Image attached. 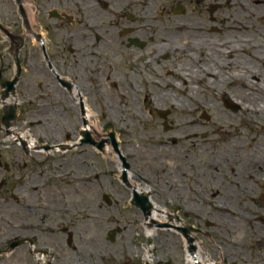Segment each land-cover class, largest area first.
Segmentation results:
<instances>
[{"label":"rangeland","instance_id":"obj_1","mask_svg":"<svg viewBox=\"0 0 264 264\" xmlns=\"http://www.w3.org/2000/svg\"><path fill=\"white\" fill-rule=\"evenodd\" d=\"M223 1L225 4V10H223L222 12L223 19L221 33L218 35H214L218 38H222L226 34L228 30L227 25L229 26L231 23L230 14L234 11V6L227 4V0ZM238 15L242 17L246 16L244 14ZM176 19L179 18H168L167 20L162 18L161 20H156V22L159 23V26L162 29H165L166 26L172 25H176L178 27L179 25ZM187 21H189L188 23H194L195 25H206L204 21L198 18L196 13H194L192 17L188 18ZM183 31H185V29L169 32H166L164 30L161 31L158 35L154 36L155 44H152L151 47H147L146 49L142 50V54L150 52L148 50H154L155 52L162 44L164 38L169 41L170 45H177L180 41L189 39L190 35H182ZM249 34L251 36L253 33L249 31ZM87 37V35H82L83 39H86ZM179 37L180 39H178ZM87 45L91 48L92 46H95L92 45V35L90 36V41L85 43L83 46L86 47ZM91 51L92 52L90 53H93L92 49ZM262 52L264 53V49ZM78 59L80 60V62L86 61L84 59L83 52ZM122 59L123 57H119L117 60H115V58H112L113 65H115ZM171 60V56H168V58L166 59H162V64H158L159 75L157 76V72L155 71L151 72L150 75L152 79H149V81H153L156 77L171 78L172 73L169 71L170 67L168 66ZM137 70L138 72L135 73L133 77H129L128 74H123L124 69L122 72V67L120 66L117 73H113L111 71L110 77L106 78L105 80H101V85L98 86L97 82L92 80V89L90 88L87 79H79L80 82H76L75 80H73L78 85L82 84L83 90L87 89L92 92V97L86 95L85 98L91 106V110L97 112L99 116V120L101 121L100 126L104 132V138L102 141H98L91 135L90 138H92V144L79 145L73 151H71L73 148H70V150L68 149L69 151L67 150L66 153H61L60 165H58V169H60L59 191L55 194H52L50 198L52 200H56V205L60 206L63 199L61 195L62 191H65L66 187L70 186L71 183L76 185L81 177H88L90 184L88 185L87 200H79L80 208H76V212L73 213L71 217H69V220L67 222H62L57 217V214H50L47 211L43 212L50 216L47 220L43 221L44 224L40 221H37L38 223L36 224L43 226L44 228H47L49 230L47 234H45V239H42L44 242H41L40 244V247L44 251H47L46 254H32L30 252V247L25 244L24 246L15 249L10 254L0 257V264L146 263L142 256H137L134 258L126 257L128 248H141L145 245H150L151 241H148V239L142 234V232H136L133 236L130 237L125 234L126 227L138 223V219L136 218V211L138 210V212H141V215H143L144 213L139 207H136L132 204V197L134 196L127 189L125 181L123 179L122 171L118 168L117 163L106 160L107 155L105 154L104 147L106 146L107 140H110V137L107 133L109 129H113L116 132V149H118V153H116L115 155L119 156V159L122 161L123 166L128 165L131 167L133 172L147 178L148 184L151 186V189L153 191V193H149L148 196H155L154 198L157 200V204L168 208L172 212V219L174 221L180 222L182 228H186L188 225H191L195 229L199 230V232H189L188 236H190V238H192L194 241L200 242L199 246L203 247L202 251L206 253V256H210V258L214 262L219 261V264H224L223 258L228 259L227 261L229 262V264H264V241L259 242L255 240V242L247 243L249 237L253 238V232L251 231V227L249 226L248 222L241 220L242 222L239 221V224L236 227L231 228L230 226L232 225V223H224V213L218 210V208L216 207V201H228L224 198H218L222 196L223 190L232 189V187L234 186L232 191L228 190V192H231L230 194H235L237 192V188L234 184H231L230 178L224 177L222 175H215V177H209L207 179L206 176L208 174V171L206 170V168L208 162H205V160H202L198 163H185V175L181 177H179L178 173L175 170L172 171L174 173H170L168 176L163 175L161 177L159 174L155 173L154 169L157 166L166 165V163L155 159H146L144 153L146 149H152L153 145H156L154 147L155 149H160L159 144L168 145L166 147L169 150L180 149V147L176 146V143H181L183 141V138H178V135L181 133L180 125L186 117L191 118L194 123L197 121L199 122L197 129L201 131V134L199 138H196V140L202 139L204 143H211L218 134L225 136V131L223 130L222 124V121L224 122V120L222 119L221 112L225 107V99H223V95H226V98L229 94H232L233 96L237 95V97H239V99L245 103H252V99H254L257 105H259L257 107H262V104L260 105V101L262 100V98L254 91L249 92V98H246L245 95L247 92L242 91L238 88H231L230 86L224 87L222 89L220 87V90H215L214 94H209L202 88H197V86H195L192 87L193 95L195 97L194 101H192V99H188V93L185 95L186 98L185 96L180 98V94L176 95L177 99L183 100L185 106H190V112L189 114H187V110L184 111L175 108H167L165 106V103L160 101V90L154 87L151 83L146 82V80L144 79V73L142 71L141 64L137 65ZM26 74L27 76L31 75L30 70H28ZM39 75H43L41 80L45 88L44 92L53 94L51 93L52 89L50 88V86L51 84L55 85L56 82L50 77L51 72L49 73V75L46 71L39 72ZM257 83H260V81H258ZM46 87L48 88V91L46 90ZM135 88H138V90L134 91L133 89ZM149 88L154 91L150 92ZM238 91L239 94L237 93ZM133 95L138 98L139 107L142 109V111L150 117L149 121L146 122L142 117H140V119H137L135 117H126V112H123V102L127 96ZM146 95H148V101L146 102V104L147 107H149V110H147L145 106ZM154 96L158 101H160V105L158 106V108L152 104V99L154 98ZM156 109H159L158 111L170 110L168 111L169 113L167 114L166 120L157 113ZM205 110L209 118L203 117L205 114L203 112ZM105 112L114 113L115 116L118 115L117 113L121 112L120 116H117L119 118L118 120L121 124L126 125L125 127L127 129H131V133L129 132V130H127L129 134L125 135V131H122V134H119L118 137L117 132H119V130L110 121L108 116L105 117V115H103V113ZM231 112H233V110H231ZM233 113L238 114L235 112ZM261 113L262 114L259 120L251 117L250 120L255 122V124H253L254 126H252V128H255V131L253 132L260 133L261 137L264 138V112ZM35 115L36 114L34 113L33 116ZM75 115L77 116V111L75 112ZM219 117L221 120L219 119ZM237 122H240V118L237 120ZM82 124L83 122L79 119V121L77 122V127L80 128ZM38 128L39 127L33 129L35 131V135H37V137L39 138L43 132ZM219 128L220 130H218ZM244 128L250 127H246L244 125ZM79 132L78 128L76 130L73 129V131L65 130L62 133L63 136L61 137V139L65 140L67 134H73L74 136L78 135ZM45 133H48L50 135L49 130H45ZM228 133L229 136L232 135V131ZM3 137L4 134L0 132L1 158L6 162L13 161L17 163L22 157H15L14 155H10V147L12 143H4ZM249 138L250 140H253L252 135H250ZM43 139V141L49 140L46 136H44ZM175 140L177 141L176 143L174 142ZM101 142H103L102 150L99 148V145L102 144ZM108 144L113 146L112 143ZM133 150L139 151L140 153L138 155H134L133 159H127L125 156L126 152H131ZM81 158H83L84 160L83 163L89 164V173L87 171H84V173L82 174L77 173V160ZM54 159L56 158H51L50 164H52ZM218 164L221 169L225 165V163ZM194 166L203 168L201 170V174L203 175L201 178L202 184L199 187L193 180V176L196 174V172L194 171ZM244 167L245 163L242 160L237 161L233 166L229 167V173L230 175L238 174L244 169ZM30 168L32 169L31 174L28 175V179L30 178V180L35 177L37 172H45L47 169L45 168V166H30L29 169ZM213 178L216 179L214 180ZM179 180H182L184 184V188L182 191L168 188V182ZM251 186L254 192L253 198H251L252 196L242 197L241 193L239 192V196H233V199H231L230 201L233 205H238L237 207H239L243 205V200L245 198V203L251 205L254 208L253 211H250L252 214L251 219L253 223L257 224V227L264 234V183H254ZM93 188H95L96 190L101 188L103 190L100 199L108 212L114 215V219L112 221L105 222L103 226L92 225ZM8 193L9 192H6V196L9 195ZM168 194L172 197H174L175 195H179V197H182V200L180 202L171 204L170 202H167L165 200V198L169 196ZM31 195L33 198H35L34 201H38L40 203L53 202L48 200L45 193L42 192V188H29L28 197ZM106 196H108L110 200L109 203L106 199ZM84 198L86 199V197ZM185 207H187V209ZM9 208L10 205L5 204L3 198L0 197V244H2V246L6 245V247V241L12 240L16 235L15 232L12 231L14 229H12L11 227L12 225ZM245 213L247 214V216L249 215L247 209ZM32 214L37 216L35 212ZM50 218L53 221H48ZM117 219H119L122 224L115 223ZM71 220H74V224ZM13 227L15 228L17 226ZM112 230L116 231L114 241H111L109 238V233ZM52 231L55 232L53 237L55 236L54 238L60 239L59 244L55 243L54 239L50 237V235L53 234ZM92 231H94L95 234H99L102 239L101 249L104 250L105 253L109 252V256L112 257L111 259H109L110 257H108L107 259H92V256L88 255V253L92 251ZM69 232L72 233V235L74 234V247L72 249L68 248L67 246ZM173 234L171 235L172 237L165 240L164 244L161 243L160 245H157L156 249L153 250L154 258L151 264H186V246L184 241V239L186 238H184L181 233ZM232 238H241V241H245V243H235V241H231ZM39 239L40 241H42L41 238ZM167 240H170V243H166ZM37 245L39 244H36L35 249H38ZM95 248L96 244H93V249ZM8 255H12V258L10 260L8 258ZM79 256L82 257L80 262L78 260Z\"/></svg>","mask_w":264,"mask_h":264},{"label":"flooded vegetation","instance_id":"obj_2","mask_svg":"<svg viewBox=\"0 0 264 264\" xmlns=\"http://www.w3.org/2000/svg\"><path fill=\"white\" fill-rule=\"evenodd\" d=\"M241 3L246 7L243 10H240ZM227 4L234 6L231 21L240 18L249 23L247 31L252 32L251 25L256 30L258 19L264 14V0H227ZM223 10V0H0V132L15 131L10 155L22 157L16 163L3 161L0 155V197L10 205L11 227L16 234L14 240H25L28 246L39 244L38 252L47 253L40 244L49 230L34 220L41 217L42 211L57 214L50 212V208L59 207L57 201L50 198L59 191L58 165L62 152H57V147L64 149L69 145L73 148L71 151L76 148L77 135L67 134L62 140V133L77 128L79 132L83 124L79 128L77 122L80 119L84 123L83 110L86 106L91 109L85 96L92 97V92L83 90L82 84L73 80L87 79L92 89V80L99 86L101 80L110 77L111 71L117 73L120 66L122 72L124 69L123 74L133 77L139 70L137 65L143 63L147 54H142V50L155 44V35L163 30H181L176 25L162 29L156 20L179 18L188 23L187 19L196 13L206 24L196 25L198 30L214 36L221 33ZM253 34L245 43L256 45L264 57V34L258 39ZM82 35L88 37L83 39ZM91 35L95 46L84 47ZM91 49L93 53H90ZM82 52L86 61L80 62L78 58ZM119 57L123 59L113 65L112 58L117 60ZM255 62L247 72L248 80L254 84L242 90L247 92L244 94L246 98L251 91L264 94L259 86L264 81V58ZM28 70L31 72L29 76L26 74ZM44 71L48 75L51 72L50 77L57 84L50 86L53 94L44 92L43 75H39ZM234 108L237 113L239 104L235 103ZM6 112L14 114L9 127L3 122ZM37 127L43 132L39 138L34 131ZM45 130H49L50 135ZM27 132L34 140V151L29 147L30 139L25 137ZM44 136L50 141H43ZM40 149L42 153H37ZM53 157L56 159L50 164ZM30 166H45L47 169L37 172L30 180ZM33 187L42 188L48 200L53 202L40 203L34 201L32 195L28 197L29 188ZM6 192L9 195L6 196ZM34 212L37 216L32 214ZM54 234L50 237L59 244L60 239L54 238ZM73 235L67 239L70 249L74 247ZM2 249L5 248L0 244V257ZM227 260L223 258V263L229 264Z\"/></svg>","mask_w":264,"mask_h":264},{"label":"bare ground","instance_id":"obj_3","mask_svg":"<svg viewBox=\"0 0 264 264\" xmlns=\"http://www.w3.org/2000/svg\"><path fill=\"white\" fill-rule=\"evenodd\" d=\"M245 8V5L241 3L240 10ZM176 21H178L179 25L177 28H180L181 30L185 29V31L182 32V35H190V38L180 41L177 45H170L169 41L164 38L157 51L146 54V60L142 65L144 79L146 82L151 83L154 87L160 90V101L165 103L167 108H175L184 111L187 110L186 113L189 114L190 106H185L183 100L177 99L176 95L180 94V98H182L188 93V99L194 101L195 97L193 95L192 87L195 86H197V88H202L209 94H214L215 90H220V87L222 89L227 86L236 85L241 90H245L246 86L254 84L248 80V68L253 62L257 63L255 61H261L264 57L261 50L258 49L256 45L249 46L245 43L250 38L249 31H247L249 30L248 28L250 25L247 21H242L240 18H234V21H231L229 26L227 25L228 31L221 39L204 34L201 30H198L199 28L194 23H186L185 20L179 19H176ZM258 23L259 26L256 30L254 29V26L251 25L255 39L260 38L264 34V14L258 19ZM178 39H180V37ZM164 54H170L172 58L168 65L172 77H156L153 81H149V79H152L150 75L151 72L155 71L157 72V76L159 75L158 62L159 64H162L161 59ZM259 86H261V90L264 92V81H262ZM149 89L150 92L154 91L151 88ZM133 90L136 91L138 88ZM229 95L231 99L239 104L240 110L237 112L238 114H234L227 107H224L223 111L220 110L222 112V119L224 120V122L222 121V124L225 136L218 134L211 143H204L202 139L196 140L201 134V131L197 129L199 122L197 121L194 123L191 118L186 117L182 123L180 122L181 133L178 135V138H183V141L181 143L174 141L175 143L177 142L176 146L180 147V149L169 150L166 147L168 145L159 144L160 149H155L154 147L156 145H153L152 149H146L144 153L146 159H155L166 163V165H160L154 169L155 173L159 174L161 177L163 175L168 176L170 173H174L172 172L173 170H175L179 177H181L185 175V163H198L205 160V162H208L206 168L208 171L206 176L207 179L209 177H215V175H222L230 178L231 184L236 186L237 192L235 194H230L231 192H228V190L232 191L234 186L232 189L223 190L222 196L218 198H224L228 201H216V207L224 213V223H232L230 226L231 228L236 227L241 220L248 222L251 231L253 232V238L249 237V243L255 242V240L262 242L264 241V234L251 219L252 214L250 211H253L254 208L245 203V198L243 200V205L239 207H237L238 205H233L230 200L233 199V196H239V192L242 197L252 196L251 198H253L254 192L251 185L254 183H264V138L261 137L260 133L253 132L255 131V128H252V126H254L253 124H255V122L250 120V117L259 120L262 114L261 112H264V95L262 94L260 96L262 98L260 101L262 107H257L259 105H257L254 99H252V103H245L232 94ZM224 98L225 96L223 99ZM147 101L148 95L145 96V106L146 109L149 110V107H147L146 104ZM160 101L154 96L152 104L158 108ZM123 112H126L127 118L135 117L140 119V117H142L146 122L150 119V117L139 107L138 98L135 95L126 97L123 102ZM120 113L121 112L117 114L120 116ZM103 115H105V117L108 116L110 121L119 130L120 134H122V131H125V135L129 134L127 130L131 133V129H127L125 127L126 125L119 122L118 115L115 116L114 113L106 112L103 113ZM239 118L240 122L238 123L237 120ZM85 119L87 120V124L83 127V130L91 131L92 136L98 141H101L104 138V133L100 126L101 121L99 120L97 112L86 106ZM244 125L250 128H244ZM218 130H220V128ZM230 131H232V135L229 136L228 132ZM13 134H15V131L12 129L6 132L5 141L7 143L15 140ZM250 135H252L253 140H250ZM25 137L30 139L28 141L29 147L34 151L35 146L32 144L34 142L33 138H31L28 132L25 133ZM42 151L43 150L40 149L37 153H42ZM57 152L61 153V151ZM116 153V149L111 145H107L105 148V154L107 155L106 160L116 162L118 168L123 171V168L125 167L119 159V156L115 155ZM139 153V151L134 150L131 152L128 151L125 156L127 159H133L134 155H138ZM241 160L245 163L244 169L238 174L230 175L229 167L233 166L235 162ZM83 161V158L77 160L78 174H82L84 171L88 172L89 170V164L83 163ZM218 163H225V165L221 169ZM194 167L196 174L193 176V180L199 187L202 184L201 178L203 175L201 174V170L203 168L199 166ZM125 174L127 177L125 185L132 194L153 193L145 176L136 174L132 171L130 166L129 171ZM213 179L215 180L216 178ZM89 184L90 181L88 177H81L76 185L71 183L70 186L66 187L65 191H62V204L57 207V209L50 208V212H56L57 217L62 222H67L69 217L76 212V208H80L79 200H87ZM168 188L182 191L184 188L183 181L168 182ZM99 189H92V225L95 226H103L105 222L114 219V215L110 214L106 207H104V204L100 199L103 190L101 188ZM84 197H86V199ZM154 197L155 196L153 195L149 196V201L152 206L150 214L147 216L144 214L141 215V212H138L137 210V214H134H136L138 223L125 228V234L127 236L130 237L136 232H142L148 241H151V244L145 245L141 248H128L126 253L127 258L142 256L146 262L151 263L154 258L153 250L156 249V246L161 243L164 244L165 240L172 237L171 235L173 233L180 234V222L174 221L171 218L172 212L168 208L157 204V200ZM165 200L173 204L180 202L182 197H179V195H175L174 197L169 195ZM185 208L187 209V207ZM246 209L250 218L245 213ZM46 219L36 217L34 222H43ZM50 219L48 221H53ZM71 221L74 224V220ZM115 223L122 224L119 219H117ZM241 240V238L231 239V241H235V243L243 242ZM101 242L102 239L99 234H95V232L92 231V251L88 253L89 256H92V259H107L110 257L109 252L105 253L104 250L101 249ZM166 243H170V240H167ZM93 244H96V250L93 249ZM192 244L195 246L194 251L192 250L194 247ZM185 245L187 247L186 264H195L194 260L196 259L199 261V264H214L210 256H206V253L202 251L203 247H199L196 242H191L190 245V242L186 241ZM8 258L10 260L12 255H8ZM81 258V256L78 257L79 262ZM111 258L112 257L109 259Z\"/></svg>","mask_w":264,"mask_h":264},{"label":"water","instance_id":"obj_4","mask_svg":"<svg viewBox=\"0 0 264 264\" xmlns=\"http://www.w3.org/2000/svg\"><path fill=\"white\" fill-rule=\"evenodd\" d=\"M112 136H114V135H112ZM139 200H140V201H139ZM136 201H137V202H140V203L143 205L142 207H144L146 213H149L150 208H149L148 204H146V198H145V199H140L139 197H137ZM114 235H115V232H113V234L111 235V239H112V240H114ZM14 246H15V245H14Z\"/></svg>","mask_w":264,"mask_h":264}]
</instances>
